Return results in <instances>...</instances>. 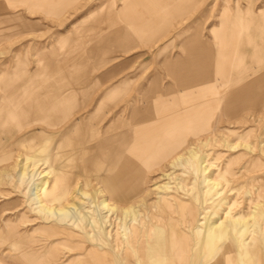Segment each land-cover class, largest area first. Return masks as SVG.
Here are the masks:
<instances>
[{"label":"rangeland","instance_id":"obj_1","mask_svg":"<svg viewBox=\"0 0 264 264\" xmlns=\"http://www.w3.org/2000/svg\"><path fill=\"white\" fill-rule=\"evenodd\" d=\"M146 3L152 5V10L146 9ZM260 11H264V0H0V118L8 112L22 115V110L34 100L48 110L57 109L55 101L62 100L69 106V100L71 103L77 98L80 101L76 104L77 109L59 126H54V122L37 121L18 133L8 135L7 123H0V264H73L74 260L82 257V253L69 251V243L80 242L71 245L73 250H83L88 243L102 246L96 240L95 243L82 240L87 229L85 224L55 226L54 217L40 213L41 206L53 209L59 205L64 211L74 206L78 213L97 220L95 204L103 197L99 193L105 186L104 174L94 182L83 181L82 176H78L70 183L72 189L66 200L59 204L54 200L56 192L51 172L54 173L58 144L62 141L66 143L65 147L70 146L63 151L69 153L79 149L75 144L85 137L89 142L84 147L91 150L96 143L113 136L118 129V118L124 116L128 121L131 112L139 109L140 97L150 81H159L161 93L157 95L158 99L167 89L171 94L179 92L167 74L165 64H184L188 53L193 55V60L186 64L183 76L196 77L195 64L203 60L204 65L197 66L201 67L203 78L209 80L212 45L219 47L221 54L226 37L234 30L235 36H239L240 31L241 37L247 20ZM106 12L116 25L135 33L136 44L127 52H113L103 62L91 61L84 54V58L72 65L74 70L66 78L56 81L54 72L65 61L60 56L74 49L68 40L90 18ZM162 18L164 26L154 27ZM214 69L215 113L209 120L208 129L214 135L213 142L203 147L211 136L208 133L193 138H174L175 142L184 139V144H173L171 157L167 160L160 159L169 150L173 141L170 137L163 140L159 135L155 138L152 153L142 154L141 150H136L132 167L127 172L119 170L116 173L126 174L127 180L123 178L128 183L132 182L135 192L133 199L124 206L114 199L110 201L114 210H110L107 217L113 223L104 228L109 231L112 243L103 245L109 252L101 255L103 261L138 264L136 250L142 226H128L129 219L124 220L123 209L128 207L133 209L139 220L145 222L143 217H146L150 222L142 232L143 239L147 241L141 242L147 248L148 245H157L153 260L164 259L160 253L165 251V247L156 242L158 232H163L159 227L167 231L168 227L177 226L188 238L186 243L190 252L165 258L176 263L181 259V264H197L195 257H199L201 241L197 235L191 234L196 228L200 230L205 213L212 211H201L194 203L198 189L191 168L194 161L187 160L190 151L199 155L203 151L201 156L222 168L230 159H235V163L240 164L238 166L250 161L251 176L257 178V182L247 190L252 196L256 192L264 200V93L256 91L257 96L249 98L245 95L243 98L240 91L241 95L234 98L235 104L228 115L225 112V117L224 109L217 110L216 106L226 105L230 99L227 95L237 86L231 81L227 83L226 67L221 69L215 65ZM230 77L233 79L232 74ZM26 84H33L27 97L17 105H6L8 98L15 100L21 91H27ZM200 107L197 105L195 108ZM189 109L184 107L185 111ZM177 113L172 111L169 117ZM204 116L200 112L195 121ZM30 133L37 137L25 142L26 135ZM46 142L49 144L44 147ZM225 142L238 147L230 151L224 147ZM245 144L250 146V150L243 147ZM42 148H45V154L38 158L36 155ZM174 148L176 152H172ZM160 149H163L162 153ZM148 156L157 159L148 169H142ZM25 158L32 159L28 161L32 165L30 170L23 168ZM89 158H95V154L91 153ZM238 166L232 169L236 170ZM67 174L65 178L69 179ZM35 188L42 189L38 200L34 197ZM79 188L91 193L90 202L79 196ZM164 203L169 204L170 209ZM104 214L101 213L102 216ZM178 214L191 220H181ZM183 220L190 225L182 223ZM98 228L91 226L87 230L90 229L93 236L100 234L98 236L104 240ZM125 229L129 232L126 244L121 239Z\"/></svg>","mask_w":264,"mask_h":264},{"label":"crops","instance_id":"obj_2","mask_svg":"<svg viewBox=\"0 0 264 264\" xmlns=\"http://www.w3.org/2000/svg\"><path fill=\"white\" fill-rule=\"evenodd\" d=\"M145 6L146 9L149 7V9L152 10V5L149 3H146ZM164 23L165 20L162 18L160 21H158V23L154 24V27H163ZM238 34L239 36L236 37V32L234 30L231 35L226 37L225 48L223 49L224 51L222 50L221 54L219 47L216 48L214 44L212 45L211 71L209 79L210 82L207 78H203L202 72L200 74L202 69L201 67L197 66L198 64L202 65L203 60H198V63L195 64V70L197 73L196 77L193 76V78H190L183 76L185 72L184 69L187 67L186 64H190L193 60V55L188 53L184 64L183 62H177L175 64H170L168 62L165 64L166 72L174 80L175 88L177 91H179L177 92L178 94H171L170 90L167 89L166 91L162 92L161 98L158 99L157 95L161 93L159 81H150L148 82L147 87L149 88L150 86L151 89L149 88L147 90L146 88L145 92H143L145 95L142 94L140 97L141 101L139 109L137 111L131 112L128 121L125 120L124 116H120V118H118V129L115 130V136H110V138L96 143V145L91 150H88L87 147H84V145L89 141H85V137H83V139L75 144V147L79 146V149L71 150L69 153H65L63 151L70 146L65 147L66 143L61 141L56 149L57 157L55 159L56 162L54 163V173L51 172L52 175L54 174V189L56 192V197L54 200L57 203L66 200L72 189V185L70 183H73V180L78 178V176H82L83 181L92 180L94 182L100 174H104L105 177L103 182L105 186L99 193L103 196L101 200L107 199L109 201L110 210H114V207L110 205V201L113 199L121 203L123 206L126 203H129L133 199L132 195L135 192V190L132 189L133 184L132 182L128 183L126 181V174L117 175L116 173L119 170L127 172L128 169L132 167V163H134V160H136L134 155L137 149L141 150L142 154L152 153L153 145L155 144L154 139L158 138L159 135H162L161 137L163 140H165L166 137L172 138L173 143L175 139H181L179 136H182L184 139L185 137H198V131L209 129V120L215 113V109L213 107V100L216 97V78L214 73L215 65H217L218 68L221 66V69L226 67L227 83L231 81L233 82V85L237 86L236 88H233L229 95H227L230 99L227 100L226 105H223L222 107L216 106L217 110L224 109V115L225 112H227L228 115L230 110H232L231 108L235 104L234 98L241 95L240 91L243 92V98L245 95L250 96L249 98L252 96L254 97L255 95L257 96L256 91L264 93V11H260L255 17L247 20L245 23V30H242L241 37L240 31ZM194 40L195 38H193V41ZM69 41L74 49L70 52L63 53V55L60 56V59H65V61L63 60L62 64L57 68L56 72H54V79L56 81H62L64 78H66V76L72 70H74L72 65H74L81 57L84 58L85 55H87L88 59L91 61L103 62L108 55L115 51L127 52L128 50L132 49L138 40L134 32L129 31V29L126 27L118 26L113 21H111L110 15H108V12H106L90 18L86 23L78 27L68 42ZM88 46H90V48L87 50L86 48ZM52 57H54V52L52 53ZM230 74L233 75V79L230 77ZM256 75H259L257 76V81ZM204 82L209 85V87H206L209 96H207L205 99H203L200 95L201 84ZM25 87L27 91H21L20 97L15 98V100L14 98H8L6 101L8 104L6 105L11 106V103L17 105L23 101L27 97L29 89L33 87V84H26ZM150 90L153 91V93ZM149 91L151 93H149ZM143 96H145L146 99ZM67 99L68 98H66V102H68ZM78 100L79 99L77 98L76 101L72 103L69 100L70 106L68 103L67 105L64 104L62 100L55 101L54 106L57 107V109L50 110L43 108L42 104H39L37 100H34V102H31L32 104L30 106H26L22 110V115H12L8 112L6 116H3L2 119L0 118V123H4V125L7 123L6 127L9 129L7 132L8 135L18 133L22 129L31 126L37 121H45L46 123L48 122L50 124L54 122V126H59L64 120L70 117L75 109H77L76 104L80 102H78ZM197 105L202 107L197 109L195 108ZM187 106L190 107V109L185 111L184 107ZM172 111L176 113L178 111L180 112H178L177 115H174L173 117H169ZM200 112L204 113L205 116L203 118L201 117L200 121H195V118ZM227 115H225V117H227ZM187 131H191V136L186 135ZM35 137L37 136L30 133L26 135L25 142H31ZM172 143H170L171 145L169 150L166 151L167 154H165L160 160H167L171 157L170 151ZM48 144L49 143L46 142L44 147ZM125 144L126 147H124ZM163 149H160V153L163 152ZM91 153L95 154V158H89ZM43 154H45V148H42L36 156L39 158V156H42ZM156 159L157 158H154V156L146 157L144 162L145 167L143 166L144 168L142 169H148L153 163H155ZM30 160L32 159L25 158L23 162L25 163L26 161L29 166H32L28 162ZM28 170L30 169L28 168ZM65 173H68L67 175H69V179L65 178ZM123 177H125L126 180ZM82 189L83 188H79L78 190L79 196L82 199L90 202L91 193ZM82 192L84 194H82ZM101 200L95 204L98 214L97 220H95V222L92 218L89 219L86 214L78 213L76 207L71 206L66 210L67 217L65 219H58L54 217L55 226L67 225L74 227L85 224V227L88 229L91 226L101 227L103 224H108L106 223V219H104L107 216L106 211L101 210ZM166 207L170 209L169 204H167ZM59 208L65 210L60 206H56L54 209ZM123 209H125V211H130H127V216L124 215L125 221L127 218L129 219L128 226H133V223L135 225L138 224V226L150 224L148 218L146 217H143L146 220L145 222L139 220L133 209H129L128 207H124ZM103 212L105 213L104 216L101 215ZM133 220L136 221L133 222ZM108 221L109 224L113 223L112 219ZM123 225L126 224L124 223ZM159 228L163 230V234L160 233L163 235L162 240L166 241V239H164L167 236V234H165L166 231L163 227ZM87 229H85L86 231L84 230V238H82L84 242H89L90 240H98V242H101L103 240L100 238V236L98 237L100 234L93 236L90 229ZM138 235L142 236L139 237V240L147 241L143 239L142 232H140ZM150 240L151 239L149 238L148 241ZM65 241L69 242L68 240ZM78 243H69V251H78L82 253V257L74 260L73 264H114V262H105L103 261L104 259L102 260L100 258L101 255H107L109 253L105 251L106 249L103 245L102 247L100 244L91 245L88 243L86 248L83 250L70 249L72 247L71 245H76ZM124 263L128 264L127 262L123 261L115 262V264ZM166 264L170 263L167 262Z\"/></svg>","mask_w":264,"mask_h":264},{"label":"bare ground","instance_id":"obj_3","mask_svg":"<svg viewBox=\"0 0 264 264\" xmlns=\"http://www.w3.org/2000/svg\"><path fill=\"white\" fill-rule=\"evenodd\" d=\"M206 87H209V85L206 84L205 82L201 84L200 95L203 99L209 96ZM149 88L147 87V90ZM150 91L149 93L151 92L153 93V91L151 92ZM143 97L145 98V96ZM207 133L210 134L211 136L203 143V147H207L209 144L213 142L214 135H212L211 132H208V129L206 130L204 129L197 132L199 136ZM186 135L191 136V131H187ZM179 138L182 139V136L181 137L179 136ZM176 143L182 146L184 144V139L182 141H177V142L174 141L172 143V147L173 144ZM223 145L226 149L230 151L235 150L238 147L237 145L228 142L223 143ZM124 147H126V144L124 145ZM243 147L246 148V150H250V146L248 144L243 145ZM172 152H176L175 148L173 149ZM117 153L119 154L118 151ZM201 153H202L201 155H203V151H201ZM201 155L190 151L189 156L187 157V160L194 161V164L192 165L191 168L193 170V175L195 176L197 183L196 187L198 189L197 198H194V203L197 206V208L201 209V211L202 210L206 211L208 209L212 211L209 213L208 212L205 213L204 218H202L203 220L200 224V228H199L200 230L196 228V231L194 230L195 232H192L191 234V236L197 235L201 241L199 257L197 256L195 257L197 259L196 260L197 264H264V200L256 192H254V196H252V193L247 190L252 184L254 183L256 184L257 182V178L251 176V170H250L251 162L247 161L243 165L238 166L240 164L235 163L236 162L235 159H230L226 161L225 166L222 168L219 165H217L215 162L213 163L209 162L205 156H201ZM234 166L236 167L238 166L239 168L236 170L232 169V167ZM23 168L30 169L32 168V166L27 165L25 161V163L23 164ZM44 190L46 191V189ZM41 191H42L41 188H35L34 190V197L37 200L41 195L40 194ZM82 194L84 193L82 192ZM200 194L202 198L201 197L199 198ZM164 205L167 206V203H164ZM178 207H180V204ZM41 208L42 210H40V213L42 212L43 214H46L49 217H55L58 219H65L67 217V212L64 211L63 209L60 208L50 209L43 206H41ZM101 210H105L106 214H108V212L110 211L109 201L107 199L101 200ZM252 210L254 211L251 212ZM236 211L238 213L233 214ZM127 214H128L127 211H125L124 215L127 216ZM178 216L179 219L181 220L184 219L182 215L178 214ZM187 218L185 217L184 220L189 219ZM104 219H106V223L109 224L108 217L106 216ZM184 220L182 223L185 222ZM135 221L136 220H133V222ZM108 224H106V228L112 226V224L110 225ZM133 225L135 224L133 223ZM188 225L190 224L188 223ZM104 226H105L104 224L101 225V227L99 226L98 230L102 233L104 238V240L102 241L100 239L101 243L103 245H107L108 243H112L111 242L112 239L108 235L109 231L106 228H104ZM141 226L142 227L140 232H143L145 230L144 227L145 225H141ZM181 232L182 231H180V229H178L177 226L168 227V230L165 232L167 236L166 238H164L166 239V241L162 240L163 235L161 234L163 233L158 232V237L156 242H160L161 243L160 245H164L165 247V251H163V253H160L164 257V259L162 260H153V256L155 255L154 252H156L155 250L157 249V245L155 244L148 245L147 248L146 244L143 245V242H141L140 240L136 250V257L138 259V264H149V263L166 264L167 262H169L170 264H181L180 262L181 259H179L178 262L176 263L173 260L169 261L165 258L166 256L179 257L182 255H186L190 252V249H188L186 243L188 238L187 237L185 238L184 234H181ZM128 233L129 232L126 231L125 229V233L121 237L123 243L128 241V237H127ZM2 235H4V233Z\"/></svg>","mask_w":264,"mask_h":264}]
</instances>
